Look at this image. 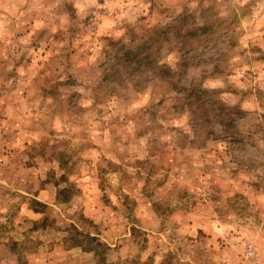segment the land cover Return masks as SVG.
<instances>
[{"label": "rangeland", "instance_id": "obj_1", "mask_svg": "<svg viewBox=\"0 0 264 264\" xmlns=\"http://www.w3.org/2000/svg\"><path fill=\"white\" fill-rule=\"evenodd\" d=\"M184 14L193 63L106 80ZM181 87L238 106L245 141L157 105ZM0 264H264V0H0Z\"/></svg>", "mask_w": 264, "mask_h": 264}, {"label": "trees", "instance_id": "obj_2", "mask_svg": "<svg viewBox=\"0 0 264 264\" xmlns=\"http://www.w3.org/2000/svg\"><path fill=\"white\" fill-rule=\"evenodd\" d=\"M191 18L189 14L178 16L163 27L157 26L150 31H145L134 48H121L120 51L122 52L112 57V60H109L107 69L109 74L105 77L106 80L113 81L117 78L121 79L123 76L129 75L132 77L151 71L154 78L159 75V80L165 81V79H171L189 63H193L197 59L196 55L193 54L195 48L188 46L189 44L185 40L194 37L198 42V38L207 33L208 24H199L200 17L197 20L195 17ZM190 19L191 22H189ZM172 40H175L174 43L178 46V54L176 53L177 57L174 56L172 58V62H168L165 60L168 57L163 59L161 52L164 49L162 48L164 43ZM128 85L126 83V86ZM215 95V92H209L200 87H181L173 94H161L162 99L157 102V105L171 99L172 109L188 110L192 117L193 129L203 132L205 139L212 135L215 136V129L218 128V139L220 141L229 140L228 143L231 146L243 143L244 139L237 138L234 133L230 132L234 128L236 121L243 116L242 110L238 106L230 107L214 99ZM168 96L169 99H167ZM89 240L93 241L92 239ZM96 245L99 248L104 247L100 243ZM76 247L81 246L76 245ZM84 249L87 252L96 251L92 248Z\"/></svg>", "mask_w": 264, "mask_h": 264}]
</instances>
